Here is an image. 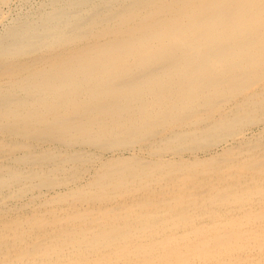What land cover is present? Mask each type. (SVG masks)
<instances>
[{"label": "bare ground", "instance_id": "obj_1", "mask_svg": "<svg viewBox=\"0 0 264 264\" xmlns=\"http://www.w3.org/2000/svg\"><path fill=\"white\" fill-rule=\"evenodd\" d=\"M10 3L0 264H264V0Z\"/></svg>", "mask_w": 264, "mask_h": 264}, {"label": "rangeland", "instance_id": "obj_2", "mask_svg": "<svg viewBox=\"0 0 264 264\" xmlns=\"http://www.w3.org/2000/svg\"><path fill=\"white\" fill-rule=\"evenodd\" d=\"M21 0H11V5H10V12L11 13H9V12H7L8 14H6V20L4 21V23H7L11 18H12V16L14 17V14L16 15V13L19 11V13H22V12H24V11H26V9H29V8H32V6L34 5H36L37 3H39V0H28V2H23V0L20 2ZM26 5H25V4ZM29 3V4H28ZM15 4V5H14ZM17 4V5H16ZM24 5H25V7H24ZM16 6V7H15ZM31 6V7H30ZM33 6V7H34ZM14 7V8H13ZM20 7H22L20 10H19V8ZM29 7V8H28ZM13 8V9H12ZM17 8V9H16ZM15 12H14V11ZM9 11V10H8ZM18 14V13H17ZM2 29V26H0V30ZM251 126H254V125H245L244 126V129H246L247 130V135H249L248 134V132H252V130L253 131H257V129L258 128H256L255 126L254 127H252L251 128ZM252 129V130H251ZM137 147V146H136ZM221 147H222V145H218L217 147H212L213 149V151L214 152H220V150H221ZM125 156H129V154H130V152H124L123 153ZM186 154L187 153H184V156H186ZM188 155V154H187ZM198 155V157H203V154L202 153H198L197 154ZM103 157H104V159H106V158H110V157H112V155L109 153V152H105V154L103 155ZM187 158V157H186ZM86 176V175H85ZM83 178V177H82ZM81 178V179H82ZM85 178V177H84ZM45 192H47L48 191V189H43Z\"/></svg>", "mask_w": 264, "mask_h": 264}]
</instances>
